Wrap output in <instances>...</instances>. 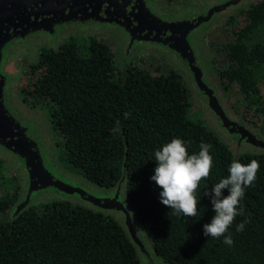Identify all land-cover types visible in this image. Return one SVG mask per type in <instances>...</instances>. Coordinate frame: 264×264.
Instances as JSON below:
<instances>
[{
    "label": "trees",
    "instance_id": "1",
    "mask_svg": "<svg viewBox=\"0 0 264 264\" xmlns=\"http://www.w3.org/2000/svg\"><path fill=\"white\" fill-rule=\"evenodd\" d=\"M230 18L223 61L218 72L224 87L236 86L242 110L264 121V97L253 68L264 64V46L248 44L264 25V0ZM47 69L32 72L28 91L48 101L49 119L59 138L58 157L82 178L110 191L125 175L124 201L163 264H264V151H234L200 119L192 118L190 92L173 72L152 74L141 66L118 72L109 49L93 43L83 56L71 46L43 58ZM128 113V118L124 114ZM120 121L119 133L112 132ZM173 138L185 141L189 154L201 142L212 145V170L196 191L194 217L176 214L160 203L154 175V152ZM191 142V143H188ZM233 160L259 162L252 185L240 201L244 213L229 227L233 243L206 237L203 225L214 213L203 196L228 175ZM66 168V167H65ZM0 172V264H142L120 218L86 205L56 198L26 209L13 223L4 215L17 192ZM227 195V190L224 191ZM239 210V209H238ZM247 221L243 231L237 224ZM226 233L225 235H227Z\"/></svg>",
    "mask_w": 264,
    "mask_h": 264
},
{
    "label": "flooded vegetation",
    "instance_id": "2",
    "mask_svg": "<svg viewBox=\"0 0 264 264\" xmlns=\"http://www.w3.org/2000/svg\"><path fill=\"white\" fill-rule=\"evenodd\" d=\"M233 1L0 0V172H12L11 180L4 181L18 193L6 213L7 219L25 196L31 166L46 171L56 169L66 178L83 179L70 176L60 167L48 101L28 91L34 84L32 72L40 74L47 69L43 58L68 46L86 56L93 43L104 44L120 73L138 66L137 60L143 54L157 57L169 67V73L179 75L189 90H195V99L204 103L221 131L236 142L235 154L239 148L255 150L248 142V131L261 136L252 126L226 112L214 83L216 74L204 52L203 38L253 2L236 0L231 5ZM206 90L219 99L228 122L209 107ZM241 126L248 131L239 130ZM56 198L59 197L39 194L27 209ZM144 260L142 263L147 264L148 259Z\"/></svg>",
    "mask_w": 264,
    "mask_h": 264
},
{
    "label": "clouds",
    "instance_id": "3",
    "mask_svg": "<svg viewBox=\"0 0 264 264\" xmlns=\"http://www.w3.org/2000/svg\"><path fill=\"white\" fill-rule=\"evenodd\" d=\"M128 115L125 113L124 118L127 119ZM119 125L120 121L117 120L112 132L118 134ZM198 147V153L189 154L185 141L173 138L154 152L156 166L150 180L161 189L160 203L185 217H194L197 214L199 200L196 191L201 181L206 180L212 170V145L201 142ZM259 167L256 160L247 164L233 160L228 167L227 177L219 179L210 191L203 193V196L209 198L214 213L210 223L203 225L204 236H223V243H233L228 229L237 216L243 215L240 201L245 195V189L255 181ZM225 190L227 195H224ZM246 223L247 221L237 224L236 231H243ZM226 233L228 234L225 235Z\"/></svg>",
    "mask_w": 264,
    "mask_h": 264
},
{
    "label": "water",
    "instance_id": "4",
    "mask_svg": "<svg viewBox=\"0 0 264 264\" xmlns=\"http://www.w3.org/2000/svg\"><path fill=\"white\" fill-rule=\"evenodd\" d=\"M241 1L247 2L248 0ZM237 2L238 1L235 0L230 4L235 5ZM226 6H228V4L225 5V7ZM224 8L221 10L224 11ZM216 12H218V10ZM200 26L201 24L197 25V28ZM206 95L209 97V99H207V104L212 111L218 113L219 116H223L228 122L219 99L214 96L210 90H206ZM229 124L237 125L234 122H229ZM242 128L245 127L241 126L239 127V130ZM245 129L247 130V128ZM248 133L250 137L248 142L250 145L260 150H264V139L257 135H253L249 131ZM124 179L125 175L123 174L116 187L108 192H105L104 190L94 191L85 183L86 181L83 179L75 180L74 178H66L59 174L56 169L46 171L40 166H31L28 175L29 183L25 196L12 209L10 214L11 223H13L28 208V206L32 203L31 201L34 196L42 193H48L52 197L73 200L74 202L83 203L88 207L104 213L119 215L130 240L137 248V252L141 260L145 261L144 259H148L147 264H160L146 247L145 242L141 239L132 214L125 204L122 193Z\"/></svg>",
    "mask_w": 264,
    "mask_h": 264
},
{
    "label": "rangeland",
    "instance_id": "5",
    "mask_svg": "<svg viewBox=\"0 0 264 264\" xmlns=\"http://www.w3.org/2000/svg\"><path fill=\"white\" fill-rule=\"evenodd\" d=\"M237 17H234V19ZM234 28H235L234 22H230V23L226 22L225 24L216 26L214 30H211L208 33V35H206L203 38L204 52L206 53V55L209 56V60L212 64L211 67L212 73L216 74L217 78L214 79V83L217 87L220 100L226 112H228V114L231 117H234L236 119L240 118L243 122H246V124L252 126V128L256 130L258 134L264 139V121L257 118L254 115L253 111L252 112L249 111L248 113H246L245 116H243L245 112L242 110L241 94L239 93L236 86H230L228 89H226L223 84L224 82H222V80L220 79V75L218 72L219 66L222 64L224 57L223 47L227 40V34L228 32L232 31ZM247 43L248 44L260 43L264 46V25L259 26L253 31V33L247 40ZM137 61L139 66H141L143 69L150 71L152 74L158 75L163 73H169V67L165 64V62L158 59L155 56H149L143 54ZM252 70H253L254 80L256 81L259 90L261 91V95L264 97V64L260 66H256ZM189 92L191 97V110H190L191 117L202 120L208 129L211 128L214 131V134L217 137L219 136L218 138H220L221 141L225 142L230 147V149L235 152L237 150L236 142L232 140L231 137L227 135L225 132L221 131V128H219V126L217 125L218 123L215 122L213 118L209 115L208 111L204 106V103L200 99H195L197 96V94L194 93L195 90L194 89L192 91L189 90ZM220 132H222L221 135ZM55 138H56V143L58 144L59 138L57 134H55ZM248 150L250 149L239 148L238 153L245 152ZM58 162L60 164V167L65 171H67L70 176L75 178H82V176L79 175L78 173L72 172L67 164L65 163L62 164L61 161L59 160V157H58ZM6 173H7V177H4V179L11 180L10 176L12 177L11 174L12 172L8 171ZM88 185L89 186L91 185V187H93L94 189H100L99 187L92 185L90 183H88ZM6 190H7V186H4L3 189H0L1 193L5 192ZM4 217L7 218L8 216L5 214ZM139 235L141 239L145 242L146 247L149 248L150 247L149 241H147L148 238L146 237V235L142 231H139ZM157 261L160 264H163L159 260Z\"/></svg>",
    "mask_w": 264,
    "mask_h": 264
},
{
    "label": "bare ground",
    "instance_id": "6",
    "mask_svg": "<svg viewBox=\"0 0 264 264\" xmlns=\"http://www.w3.org/2000/svg\"><path fill=\"white\" fill-rule=\"evenodd\" d=\"M255 148V147H254ZM256 150H260V149H258V148H255ZM264 151V150H263ZM90 188L92 189V187L90 186ZM100 190H103V189H100ZM110 214H112V213H110ZM114 215H116V216H118L119 218H120V216L119 215H117V214H114ZM121 220V219H120ZM139 231H141V230H138V233H139ZM147 241H149L148 239H147ZM149 246H150V241H149ZM148 248V247H147ZM150 248V247H149ZM148 248V249H149ZM149 251H150V249H149ZM151 252V251H150ZM152 253V252H151ZM153 255V254H152ZM141 259V258H140ZM142 261V260H141ZM142 263V262H141Z\"/></svg>",
    "mask_w": 264,
    "mask_h": 264
}]
</instances>
